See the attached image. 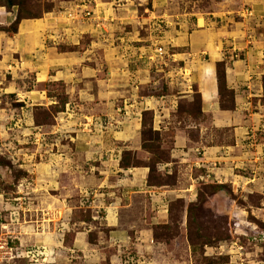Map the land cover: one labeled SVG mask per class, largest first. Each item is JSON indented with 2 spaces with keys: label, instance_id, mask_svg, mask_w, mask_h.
Segmentation results:
<instances>
[{
  "label": "rangeland",
  "instance_id": "obj_1",
  "mask_svg": "<svg viewBox=\"0 0 264 264\" xmlns=\"http://www.w3.org/2000/svg\"><path fill=\"white\" fill-rule=\"evenodd\" d=\"M9 1L0 0V187L6 194L7 212H18L19 224L14 227L17 235L22 232L25 242L33 241L26 237L40 235L39 242L51 252L49 264H264V126L250 132L244 154L226 156V162L215 157L199 158L205 156L202 149L201 153L196 150L197 156L182 155L175 150L178 132L196 140L192 124L203 118L200 94L191 86L192 98L183 97L179 90L183 82L172 73L187 69H181L182 61H175L165 47L167 57L163 61L171 73L167 75L162 69V74L158 72L151 81L143 79L134 84L130 66L118 65L120 68L114 71L112 60L104 53L107 46L93 42L96 31L75 28L79 42L69 40L76 35L70 28L102 19L110 24L108 32L99 37H105L107 44L110 37L109 43L114 48L123 47L126 54L133 32L163 37L172 22L181 17L207 13L213 0H170L168 6L156 10L151 0ZM100 6L108 9L105 18L98 10ZM69 11L75 12L76 18L71 19ZM88 11L92 12L90 18L84 17ZM238 15L255 19L251 7ZM41 19L51 28L34 24L31 30L24 29V38L20 37L24 22ZM50 47L59 53L77 48L83 60L73 67L58 66L49 58ZM159 59L156 56L154 64ZM229 60L217 63L224 107L234 105V91L225 80L227 64L232 62ZM89 62L96 71L89 72L82 66ZM66 71L77 76H64ZM185 76L192 84L190 75ZM147 96L154 106L138 109ZM163 96L164 103L160 102ZM163 105L168 108L166 112ZM134 124H139L136 131L142 144L136 150L126 146L130 138L126 135L133 132ZM109 132L120 137L115 139L114 150L107 146L110 140L100 146L95 139L109 137ZM96 142L99 147L91 149ZM194 143L182 147L192 149ZM214 159L217 162H212ZM90 161L114 167L120 185L111 189L119 197L116 201H121L118 216L124 219L149 222L154 217L145 210L150 195L138 194L133 201L132 192H124V184L134 182L128 168L146 166L149 174L144 178L151 184L182 186L185 191L180 196L172 201L169 196L163 199L168 222H151L155 238L161 242L157 250L139 255L144 251L138 254L135 243L128 249L111 242L110 232L116 225H106V205L113 200L108 186L88 181L95 177ZM118 162L119 168L126 167L124 171L117 170ZM78 181L87 186L76 185ZM35 184L42 191L33 193L40 195L29 192ZM26 195L34 201L29 210L24 209L23 198L14 199ZM138 199L144 201L142 205ZM44 219L47 222L43 223ZM42 229L45 233L36 234Z\"/></svg>",
  "mask_w": 264,
  "mask_h": 264
},
{
  "label": "crops",
  "instance_id": "obj_2",
  "mask_svg": "<svg viewBox=\"0 0 264 264\" xmlns=\"http://www.w3.org/2000/svg\"><path fill=\"white\" fill-rule=\"evenodd\" d=\"M141 1L150 2V0ZM151 2L156 10L157 7L158 9H161L168 6L170 0H151ZM102 5L105 4L102 3ZM210 7L211 8L207 13H195L192 15L193 17H181L179 21L172 22L173 24L170 25L169 31L165 36L160 38L152 34L143 35L137 31L133 32L132 37H129L131 42L129 44L127 43L128 49H125L127 50L126 54L123 53V47H115L117 48L115 49L112 44L109 43L110 40H112L110 37L108 38V44L105 37H99V34L103 35L104 32H108L106 30L110 24V21L107 22L102 19L94 18L96 20L95 22L93 21V23L85 22L86 24H83L84 22H82L81 26L70 28L71 32L76 35H71L69 40L70 42H76V44H78L79 37L76 31H74L75 28L83 29L85 27L84 29H88V31H91L92 33L96 31L97 36L93 42L99 44V47L102 44L107 46L104 48V53L110 58V60H112L114 71H116V68L119 69L120 66H130L128 69H132L131 71H133L132 73L135 77L134 84L142 82L143 79L145 81L146 79H150L151 81L158 72H161L160 74H162V69H166L164 73L167 75L171 73V71L167 69L164 61H159L158 64H154L153 62L157 56V45L162 44L167 49L169 48L172 55L171 57H173L175 61H182L181 65L183 66L179 64L181 69L187 67V69L181 71V73L179 70H175L176 73L172 72L176 77H180L183 82V85L182 87H179L181 88L179 90L182 91V96L188 97V99L192 98L189 94L191 93V90L189 89L191 86L192 89L194 88L193 90L195 92L197 91L198 94H200L201 115L203 116L201 122H198L197 124L193 122L192 124L196 128V140H193L190 136L185 135L182 132H178L176 136L177 147L175 150L182 153V155L190 154L197 156L196 150L199 151L202 149L203 152H205V156L199 158L206 157L211 159L215 157L216 160H219L220 162H226V159H228L226 156L234 154L238 156L244 154L243 149L247 147V138L249 137L250 132H254L255 129L264 126V0H213ZM245 7H251L253 9L255 12V21L238 15ZM104 8V6H100L98 10L100 9L103 11V17L105 18L108 9ZM256 20L259 21V23H256ZM34 24H37L40 28L45 27L47 30L48 28H51L50 26L48 27L42 19L37 22L26 21L21 25L19 32L20 37L24 38V29L31 30ZM250 26L253 27L250 28ZM109 27L111 28L112 25ZM250 34L253 35V38L249 37ZM46 35L49 36L47 32ZM51 35L52 34H50V36ZM20 43L21 42H19V45ZM228 47H230V49L226 50ZM235 48L239 50L241 49L242 51L236 53ZM76 49L69 50L65 53H59L57 49L50 47L49 55L51 56H49V58H51L53 63L58 66L60 64H68V66L73 67L75 64L81 63V60H83L81 54L78 52L79 50L77 49L78 51H76ZM88 50L90 49L88 48ZM119 53H123V55L121 56ZM235 55H237L238 58H235ZM227 57H229L231 59L229 61L232 62H228L227 64L225 80L227 82V87L234 91V105L224 107L220 95L217 63L228 60L229 58ZM118 58L121 59L118 60ZM97 63L95 62V64L100 67V63ZM93 65V62H89L82 66L87 67L86 69L91 72L97 70ZM118 65L120 66L118 67ZM153 67H159V69L155 71L153 70ZM185 73L187 76L190 75L192 84L187 83V80L189 79H186ZM97 74L99 73L95 72V75ZM73 75L77 76V74L72 72L64 74V76ZM71 81H73V79H71ZM173 83L174 82H172V84ZM134 84L132 87H134ZM174 86L177 88V85L174 84ZM164 97L165 96H163L160 102H166ZM150 100L151 98L149 96L145 97L144 101L139 103V105H141L138 106V109H151L154 105ZM137 101L138 100H136V102ZM165 109L168 110V108L163 105V110L166 112ZM160 114H162V111ZM164 118L167 120L166 117ZM138 126L139 124H134L131 127L133 132H129L126 135L127 138L130 137L127 139L126 146L133 150L141 148L142 145L139 132L136 131ZM213 131L219 134H216ZM109 133V137L106 135L102 137L95 136V139L97 141L99 140L100 146H102L106 140H110L107 146L109 149L114 150L117 148L115 139L118 140L120 137H118L119 135L116 133L115 135L112 132ZM189 143H191V145L194 143V148H188V150L182 147ZM99 144L97 142L93 143L91 149H97ZM225 151L226 153H224ZM81 153L85 155L84 151ZM199 153L201 152L199 151ZM216 160L214 159L212 162H217ZM91 165H93L91 168L95 177L88 178V181L90 183L98 181L100 184L108 186V195L113 200L111 204L106 205L107 207L109 206L107 216L108 221L106 222V225L108 227L116 225L110 232L112 236L111 242H113L114 245L124 244L128 249L130 248L131 243H135L138 254L139 252L141 253L144 251V254L141 253L139 255H145L147 251L157 250L159 245H161V242H157L155 232L151 229V222H168V215L163 213L165 211L163 199H165L166 196H169L172 201L177 195L180 196L182 194L181 192L185 191L182 189V186L154 185L144 178L149 174V171L146 170L148 169L146 166L137 165V167L128 168L132 169L131 173L134 174V176L131 177L134 182L129 181L124 184V192H132V196L130 195V197L133 201L135 197H139L138 194L141 196L142 194L150 195L154 201L151 199L149 201V207L146 205L147 207H145V210L147 212L150 211V215H153L154 217L152 221L149 222H146V220L145 222L141 220L137 221L138 219L135 220L132 218L124 219L125 216H118L120 215L119 207L121 201L120 203L116 201L119 197L117 194L113 195L111 189L114 186L120 185V182H117L118 176L116 171H114V167L108 168L107 166H103V164L99 165L92 162ZM116 166L117 170H120L121 167L119 168V162ZM125 168H121V170L124 171ZM93 178L96 180L93 181ZM21 180H19L18 183H21ZM71 182L74 181L72 180ZM77 184L87 186L86 182L78 181L76 185ZM137 186L139 187L138 189L136 188ZM40 188V185L35 184L32 188V192H41L42 188ZM34 194L40 195V193H32V195ZM143 202L144 201L138 199L140 205H142ZM159 202L162 205H160ZM112 222L113 225H111ZM118 223L120 224L118 225ZM35 236L36 237L34 238L26 237V240L28 239L30 241V239H32L33 241H31V243L37 241V244L42 245V243L39 242L41 241L40 235ZM21 237L23 238V236ZM42 241L45 242V240ZM166 264L181 263L178 261L177 263Z\"/></svg>",
  "mask_w": 264,
  "mask_h": 264
},
{
  "label": "built area",
  "instance_id": "obj_3",
  "mask_svg": "<svg viewBox=\"0 0 264 264\" xmlns=\"http://www.w3.org/2000/svg\"><path fill=\"white\" fill-rule=\"evenodd\" d=\"M68 15L71 19L77 16L73 11H69ZM84 17H92V12H86ZM156 53L157 57H160L159 61H163L164 58L167 57L166 48L163 45H158L156 47ZM21 183L23 185L25 184L23 182ZM29 192L33 193L32 191ZM31 195L14 199L20 200L23 198L25 202L24 209L29 210L31 208V203L34 202ZM6 199V194L0 187V264H18L20 261H27V264H48L51 261V252L47 246L23 241L21 236L24 235H22L20 231H18L19 236L17 235L14 227L19 224L17 223L18 212H7L4 206ZM49 219L50 218H48V220ZM44 222H47L46 219H44L43 223ZM39 232H41L40 234L45 233L44 229L36 232V234H39Z\"/></svg>",
  "mask_w": 264,
  "mask_h": 264
},
{
  "label": "trees",
  "instance_id": "obj_4",
  "mask_svg": "<svg viewBox=\"0 0 264 264\" xmlns=\"http://www.w3.org/2000/svg\"><path fill=\"white\" fill-rule=\"evenodd\" d=\"M12 2H13V1H12V0H10L8 3L12 4Z\"/></svg>",
  "mask_w": 264,
  "mask_h": 264
}]
</instances>
